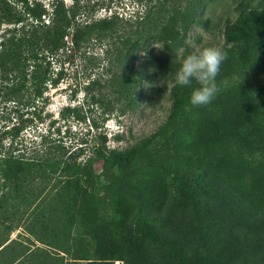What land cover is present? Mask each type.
Here are the masks:
<instances>
[{
    "label": "rangeland",
    "instance_id": "obj_1",
    "mask_svg": "<svg viewBox=\"0 0 264 264\" xmlns=\"http://www.w3.org/2000/svg\"><path fill=\"white\" fill-rule=\"evenodd\" d=\"M62 2L72 4L0 0V13L31 8L45 13ZM80 4H88L85 13L93 18L117 16L125 29L103 44L82 48L85 56L103 57L101 64L86 58L52 63L53 76L61 69V78L45 84L36 114L23 115L28 121L21 125L18 146L28 155L71 153L80 160L100 146L124 151L145 139L149 144L127 170L101 171V161L94 163L90 186L103 234L85 224L89 201L77 196L70 205L66 192H74L62 190L54 198L53 180L46 186L35 181L30 192L37 197L9 199L0 208V264H264V4ZM8 26L0 17V32ZM165 28L175 39L184 38L183 45L166 49L155 37L164 36ZM133 41L144 46L135 63L139 72L158 75L131 73L124 53ZM189 77L202 82L187 89ZM94 78L104 87L87 90ZM4 91L0 137L6 149L20 124L16 116L8 118L12 102ZM199 178L204 187L196 183Z\"/></svg>",
    "mask_w": 264,
    "mask_h": 264
},
{
    "label": "trees",
    "instance_id": "obj_2",
    "mask_svg": "<svg viewBox=\"0 0 264 264\" xmlns=\"http://www.w3.org/2000/svg\"><path fill=\"white\" fill-rule=\"evenodd\" d=\"M258 1L264 4V0ZM86 9H89L88 4H80V0H72L70 6L62 2L61 5L55 4L50 12L45 13L35 12L33 8L18 13L10 10L0 13V17L6 23L12 24L0 32V84L5 90L2 96L12 102L9 106L8 118L16 116L20 124L10 133L11 138L6 149L2 143L4 138L0 137V187L4 189L1 192L0 208L5 207L9 199L16 196L24 199L28 194H32L37 197L38 193L30 192L35 181L46 186L53 180L50 188L56 187L54 198L59 194V190H62L74 192H66L70 197L69 201H72L70 205H73L77 196L89 201L88 207L84 209L89 211L85 224L89 225L91 232L97 231L103 234L106 227L98 224L94 212L96 199L90 186L95 178L94 163L101 161V171H110L115 167L127 170L133 166L139 149L147 148L149 140L145 139L139 146L124 151H111L105 146H100L94 154L80 160L75 159L76 156L71 153L65 158L58 154L48 155L38 152L28 155L27 150L24 149L26 147L21 145L19 147L21 141L16 140L22 130L21 125L28 121L23 115L29 111L36 114L39 108L37 97L44 93L45 84L48 81L55 84L61 78V69L56 76H53L52 63L63 65L67 61L73 62L76 58L81 60L86 58L87 61L93 59L97 64H101L103 57L90 56L91 54L85 56L86 52L82 48L92 43L103 44L106 39L114 37L125 29L123 22L117 16L93 18L85 13ZM163 32L164 36L157 34L155 37L164 43L166 49L172 50L183 45L184 38L175 39L171 28H165ZM226 33L229 40H235V35L229 29ZM166 39L175 40L168 44L165 42ZM143 47V42L133 41L124 53L127 62L133 66L131 73L138 78H142L145 73V71L139 72L135 64L139 59V50ZM104 51L105 57L108 56V50ZM145 75L156 76L158 73H145ZM207 75L208 73L204 75L205 78ZM201 82L202 79L192 80L189 77L186 87L187 89L198 87ZM92 85H98V90L104 87L98 78L91 79L84 87L89 90ZM97 97V101L100 102L103 97L102 90L98 92ZM46 100L47 98L43 97L41 103L44 104ZM177 105L178 102L175 101L173 109ZM119 111H123V106ZM58 171L62 173L61 176L56 174ZM196 183H201L203 186L200 178ZM195 195L193 194V200ZM41 204L42 202L38 201L36 206ZM146 235L149 234L146 232Z\"/></svg>",
    "mask_w": 264,
    "mask_h": 264
}]
</instances>
